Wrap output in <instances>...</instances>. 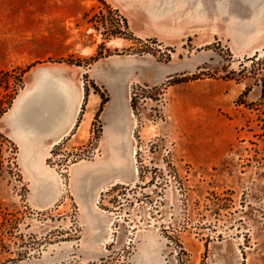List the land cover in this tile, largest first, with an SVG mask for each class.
<instances>
[{"label":"rangeland","instance_id":"rangeland-1","mask_svg":"<svg viewBox=\"0 0 264 264\" xmlns=\"http://www.w3.org/2000/svg\"><path fill=\"white\" fill-rule=\"evenodd\" d=\"M0 264H264V0H0Z\"/></svg>","mask_w":264,"mask_h":264},{"label":"bare ground","instance_id":"bare-ground-1","mask_svg":"<svg viewBox=\"0 0 264 264\" xmlns=\"http://www.w3.org/2000/svg\"><path fill=\"white\" fill-rule=\"evenodd\" d=\"M53 88H50L52 92L49 94L48 97H44V99L41 102L38 101L33 104V109H32L33 115L30 114L28 116V118L30 119L26 118L25 120L22 118V120H20L21 121L20 123L24 132L32 138L40 137L43 132H49V133L57 132L60 129H62L63 126L65 125L70 114V107L74 106L75 101L78 99L77 108L75 110L72 123L70 124L71 126L68 129V133L62 134V136H60V138L55 141L54 145H56L66 135H69V131H71V129L75 127L77 117L81 111L83 97L77 96L70 89L63 87L60 81L55 82ZM121 130H122V125L119 126V131ZM136 153L137 150L136 148H134L131 154L133 158L132 160L134 162L136 160L135 157ZM82 163L83 161L78 162L75 165ZM134 171L135 173L138 172V169L135 166H134ZM82 188L86 189L84 188V185H82ZM100 191L96 195V198L99 195Z\"/></svg>","mask_w":264,"mask_h":264},{"label":"crops","instance_id":"crops-1","mask_svg":"<svg viewBox=\"0 0 264 264\" xmlns=\"http://www.w3.org/2000/svg\"><path fill=\"white\" fill-rule=\"evenodd\" d=\"M61 85H63V87H65L66 88V85L63 83V82H61ZM24 100H25V98L23 99V100H21L17 105H16V108L13 110V112H14V117H15V120H16V125H17V127L19 128V130H20V132H21V137L19 136L18 138L20 139V141L18 140V142H19V144L21 145V147L23 148V147H25L26 146V144H27V142H31V143H33V148L32 147H30V148H28V149H32V152H35L36 151V148L38 147L37 146V143L39 144L40 142H42V141H44V140H46V139H49L50 137H53V135H56L57 133H59V131H61V129L59 130V131H57V132H54V133H49V132H43L42 133V135L40 136V137H37V138H32V137H30L29 135H27L25 132H24V130L22 129V127H21V121L20 120H22V116L25 114L24 113V111H27L29 114L28 115H33L32 114V112L29 110V109H26V105H25V102H24ZM71 126V125H70ZM69 126V127H70ZM69 127L66 129H64V131L62 132V133H60V135L58 136V137H55V139L52 141L51 140V143L48 145V147L50 148L51 146H54V143H55V141L57 140V139H59L60 138V136H62V134H66V133H68V129H69ZM72 130V129H71ZM71 131H69V133H70ZM23 134V135H22ZM67 136V135H66ZM29 142V143H30ZM124 142H126V137H125V135L123 136V138L121 137V138H119L118 140H117V143H120V145H123L124 144ZM36 153V152H35ZM34 157V156H33ZM113 185V184H115L114 182H111V183H108L107 185H105V186H108V185ZM105 188V187H104ZM103 188V189H104Z\"/></svg>","mask_w":264,"mask_h":264},{"label":"trees","instance_id":"trees-1","mask_svg":"<svg viewBox=\"0 0 264 264\" xmlns=\"http://www.w3.org/2000/svg\"><path fill=\"white\" fill-rule=\"evenodd\" d=\"M103 2V0H100ZM97 21H101L102 25L105 27V32L107 35H110V34H119V35H125L126 32L122 30V26L121 24H119V26H117L116 28H113V26H108L105 18H102L101 20H97ZM122 22L123 24L127 27L128 26V23H127V20L126 18H123L122 19ZM144 89V88H143ZM134 101H135V96L132 97V105L134 106Z\"/></svg>","mask_w":264,"mask_h":264}]
</instances>
